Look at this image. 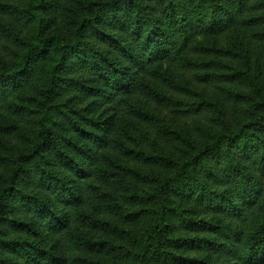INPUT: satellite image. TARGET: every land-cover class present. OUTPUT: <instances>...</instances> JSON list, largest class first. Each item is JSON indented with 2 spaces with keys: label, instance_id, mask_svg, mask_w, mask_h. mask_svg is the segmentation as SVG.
<instances>
[{
  "label": "trees",
  "instance_id": "16d2710c",
  "mask_svg": "<svg viewBox=\"0 0 264 264\" xmlns=\"http://www.w3.org/2000/svg\"><path fill=\"white\" fill-rule=\"evenodd\" d=\"M0 264H264V0H0Z\"/></svg>",
  "mask_w": 264,
  "mask_h": 264
}]
</instances>
